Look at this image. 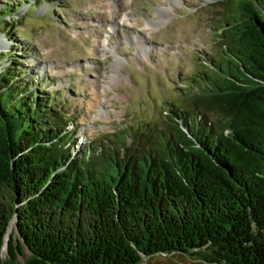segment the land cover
<instances>
[{
	"label": "trees",
	"instance_id": "obj_1",
	"mask_svg": "<svg viewBox=\"0 0 264 264\" xmlns=\"http://www.w3.org/2000/svg\"><path fill=\"white\" fill-rule=\"evenodd\" d=\"M223 5L158 120L82 147L56 93L0 69V264H264V0Z\"/></svg>",
	"mask_w": 264,
	"mask_h": 264
},
{
	"label": "rangeland",
	"instance_id": "obj_2",
	"mask_svg": "<svg viewBox=\"0 0 264 264\" xmlns=\"http://www.w3.org/2000/svg\"><path fill=\"white\" fill-rule=\"evenodd\" d=\"M8 2L17 17H5L10 29L0 26V69L16 63L30 85L56 93L79 147L157 121L161 103L178 98L169 88H184L219 50L225 7L224 0H0V11ZM28 257L24 251L17 261ZM145 264L206 263L186 256Z\"/></svg>",
	"mask_w": 264,
	"mask_h": 264
},
{
	"label": "water",
	"instance_id": "obj_3",
	"mask_svg": "<svg viewBox=\"0 0 264 264\" xmlns=\"http://www.w3.org/2000/svg\"><path fill=\"white\" fill-rule=\"evenodd\" d=\"M7 239H8V235H7L6 239H5V243H4V246H3V248H2V251H3V249L6 250V248H7V243H6V240H7Z\"/></svg>",
	"mask_w": 264,
	"mask_h": 264
},
{
	"label": "bare ground",
	"instance_id": "obj_4",
	"mask_svg": "<svg viewBox=\"0 0 264 264\" xmlns=\"http://www.w3.org/2000/svg\"><path fill=\"white\" fill-rule=\"evenodd\" d=\"M3 253H4V250H3Z\"/></svg>",
	"mask_w": 264,
	"mask_h": 264
}]
</instances>
